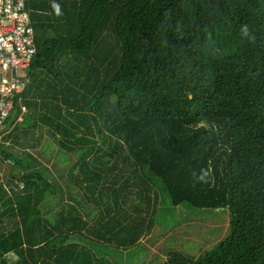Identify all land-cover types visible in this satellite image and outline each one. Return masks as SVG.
<instances>
[{
    "label": "trees",
    "instance_id": "16d2710c",
    "mask_svg": "<svg viewBox=\"0 0 264 264\" xmlns=\"http://www.w3.org/2000/svg\"><path fill=\"white\" fill-rule=\"evenodd\" d=\"M27 10L38 52L15 99L26 116L0 128V264H124L165 204L229 226L162 264H264V0Z\"/></svg>",
    "mask_w": 264,
    "mask_h": 264
},
{
    "label": "rangeland",
    "instance_id": "374dc122",
    "mask_svg": "<svg viewBox=\"0 0 264 264\" xmlns=\"http://www.w3.org/2000/svg\"><path fill=\"white\" fill-rule=\"evenodd\" d=\"M95 138L98 139L99 151H107L104 141L98 136ZM53 146H55L54 143L51 144V147ZM48 151L53 152V150ZM49 152L45 153V155L50 160V166L53 162L59 164L60 159L58 158L57 160L56 156H52ZM99 156H102V153H99ZM51 170L53 171V168ZM2 175L3 170L0 165V181L3 180ZM166 196V194L165 197L160 196V201H168L169 199ZM133 198L136 197L133 196ZM69 202L71 201L65 198L64 204H68ZM5 204H7V201ZM162 209L166 211L167 217L164 223L160 221L161 223L159 222L160 224L156 225L150 235L142 237L138 241L139 243L134 245L135 252H132L134 253L132 259L125 255L123 257L124 264H162L168 260L169 254L173 250L184 252L196 259L201 255L203 250L214 247L215 244L227 235L229 216L222 211L185 210L186 208L184 209V207L175 208L166 204L162 206ZM135 253L138 255L136 256ZM155 256H158L157 262L153 261Z\"/></svg>",
    "mask_w": 264,
    "mask_h": 264
},
{
    "label": "built area",
    "instance_id": "2783aa9c",
    "mask_svg": "<svg viewBox=\"0 0 264 264\" xmlns=\"http://www.w3.org/2000/svg\"><path fill=\"white\" fill-rule=\"evenodd\" d=\"M28 2L0 0V128L15 112L16 94L38 52Z\"/></svg>",
    "mask_w": 264,
    "mask_h": 264
},
{
    "label": "crops",
    "instance_id": "0c3cea01",
    "mask_svg": "<svg viewBox=\"0 0 264 264\" xmlns=\"http://www.w3.org/2000/svg\"><path fill=\"white\" fill-rule=\"evenodd\" d=\"M32 19V18H31ZM33 30H34V27H33ZM34 33H35V30H34ZM36 36V35H35ZM38 46V45H37ZM25 84H24V87H23V90L21 91V93H19V94H16V97H15V99L19 96V95H21V94H23L24 93V91L26 90V87H27V85H28V83H30V79H27V74L25 75ZM28 80V81H27ZM22 97H20V100L22 101ZM21 107L23 108L24 107V105L22 104L21 105ZM26 109L25 110H23V109H21V112H17V113H15L14 114V117H17V120L18 121H20V122H22V120H24V118H25V116H26ZM126 253V255H127V252H125Z\"/></svg>",
    "mask_w": 264,
    "mask_h": 264
},
{
    "label": "clouds",
    "instance_id": "9594fccd",
    "mask_svg": "<svg viewBox=\"0 0 264 264\" xmlns=\"http://www.w3.org/2000/svg\"><path fill=\"white\" fill-rule=\"evenodd\" d=\"M53 7L56 10L57 14L59 15L60 14V6L58 4H54Z\"/></svg>",
    "mask_w": 264,
    "mask_h": 264
}]
</instances>
